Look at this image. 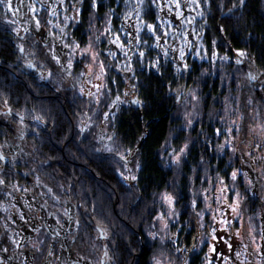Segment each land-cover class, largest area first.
Returning <instances> with one entry per match:
<instances>
[{"label":"flooded vegetation","instance_id":"1","mask_svg":"<svg viewBox=\"0 0 264 264\" xmlns=\"http://www.w3.org/2000/svg\"><path fill=\"white\" fill-rule=\"evenodd\" d=\"M226 1L214 3L213 10H215V7L224 10L230 20L242 17V14L244 15L243 10L246 9L249 2V0H243L244 6H242V9H238L236 5H232L234 1L229 0L232 4H227L229 2ZM9 3L12 7L11 11L6 7ZM74 3L75 1L72 0H3V3H0V181H3V183H0V264H115L113 260L115 248L112 237L97 224L93 225L88 219L90 213L82 204V195L78 196L76 192L74 194V191H69V189L63 187L60 192L57 190L60 194L57 193L55 196L49 186L44 183V181L46 182L44 176L38 173L39 169L49 171V175L53 177V183L56 182L59 175L58 178L63 180L64 184L68 182L72 188L71 178L65 176L61 178L59 169H62V166L69 168V174L66 176L70 175L71 166L74 168L72 169L75 174L76 170L81 171L82 163L70 161L71 165L69 167L65 148L74 147L76 151L80 152V143L83 141L82 133L87 125L89 127L87 130H91L96 141L103 138L111 144L116 141L121 143L116 136V132L109 133V129L105 125V120L110 115L108 112L100 114L98 121L93 118L96 114L95 108L91 118L84 113L81 107L84 97L82 98L79 95L81 86L78 88L76 86L77 82L74 85L73 94L70 92L69 98L63 97L57 92H55L57 94H51L53 90L52 73H59L60 91H66L67 89L71 91L72 84L69 82L71 85L66 88L62 76L78 75L84 69L82 61L85 58H74L72 60L69 46L73 42L76 43L78 49L86 46L91 21L89 20L90 24L87 25L86 30L84 26L82 31H78L82 26V21L85 20H82L79 15L80 3L78 6H75ZM70 11L77 12L74 19L70 18ZM108 14H105L104 20L93 17L96 20V29L99 32L105 29V33L101 36L104 38L99 45L105 64L104 87L96 103L97 105H100L103 101V103H106L105 108L109 110L111 106V111H113L116 105L117 108L128 106L125 104L126 101H131L135 105V108L132 109L142 108L143 102H141L138 93L141 87H145L144 80H149L154 73H157L159 77L165 73L170 82L174 79V86L171 87V93H174L172 107L178 103L176 101H178L181 87H185L186 91L189 92L193 91L194 87H198L197 94L204 95V107L206 108L207 104L209 106L210 101L218 94L221 74H214L211 68L204 64L209 58L207 53L210 47L202 50L201 44L205 39L200 37L199 34L193 35L192 31L188 34L184 31L187 35L182 37L186 45H190L189 41L192 39L194 48L191 50L189 64L186 68L181 69L184 73L181 76L184 82L181 87L177 84V79H179V28H182L180 27L182 24H187L192 28V23L195 20H116L117 16L114 9ZM213 15H215V12ZM193 18H198L199 21L202 19L197 15ZM102 21L105 25L100 26ZM239 21L244 23L245 20ZM119 22L124 24L123 34L127 48L124 51V57L121 58L116 56L114 42V31ZM209 22L210 20H203V26H210ZM148 24L153 25L152 32L148 30ZM224 24L227 25L225 28L228 29L234 25L229 22H224ZM117 30L120 31L118 28ZM240 34L235 35L239 41L242 40L239 38ZM225 36L227 37V34ZM226 43L228 48L224 49L225 58L221 61L227 60L230 69L237 68L242 73L245 72L243 74L245 78H243V75L240 77V75L234 77L233 80H229L228 90L231 97L233 94H237L240 88L243 89L249 86L250 83L253 87V84L257 87L255 88L257 94L260 86L258 83L259 71L254 52L250 49L252 46L245 42L244 44L239 43L237 47H232L229 45L228 39ZM150 48L155 50L158 60L153 68L149 67ZM135 56L141 57L144 62V67L136 70L138 74L130 66ZM161 57L171 58L170 72L166 67L158 64L163 60ZM161 69L162 72H160ZM150 71L153 73H150ZM108 73L112 75V79L109 78ZM185 74L186 78L184 77ZM108 78L109 82L107 81ZM80 80L81 76L79 77ZM130 83L133 86L132 88H130ZM235 85L239 86L238 90L236 89L232 93ZM34 87H37V93L33 92L32 88ZM56 87L58 86L56 85ZM18 89L25 91L32 101H46L47 108L45 109L47 111H45V114L48 118L41 119L39 113L31 111L33 115H30L33 119L29 121L25 117L21 119L18 113H11L8 107H11L9 103L12 102L13 95L10 96L9 91L17 93ZM116 93L117 95H115ZM75 95L78 96L77 100ZM102 97L103 100L101 101ZM68 105H71V114L68 112ZM209 116L204 112L199 115L194 113L191 117V127L188 129L189 137L192 139L191 149H194L193 147L198 140H201L202 143H212L209 146H204L205 149H209L219 140L220 134L216 135L214 141L215 124L212 122V117ZM67 118L71 120L68 134L75 133L73 141L75 145L70 146L65 140L64 146H59L55 141L56 133L59 132L56 121L58 119V121L66 123ZM171 119L175 124L174 127L179 131L178 116L173 117L172 114ZM77 131L79 132L78 136L76 135ZM45 132H48V135L45 136L46 143L40 144L39 150L48 149L50 152L61 150V148L63 150L59 155L61 160L57 162L50 160L49 163L51 164H47L56 169L57 176L53 174V169L49 170L48 167L45 168L35 161L36 149L38 148L35 143L37 141L39 143V138ZM202 132H205L206 135H202ZM211 132H213L212 135ZM176 136L177 134H175ZM70 139L71 137L69 141ZM8 140L11 143L21 142L28 156L20 157L15 153L11 154L9 144L6 143ZM28 140L31 143H28ZM169 147L171 148V146ZM123 148L122 151L117 148L116 156H120L123 164L130 165L135 162L138 151ZM174 149L177 151L176 147ZM99 150L104 149L99 148ZM166 152L167 150L164 151V154ZM250 155L251 160L239 162L238 167L236 163L225 164L224 156H220L222 162L215 157V162L212 165L222 177L218 179L213 176L208 178V181L217 180L219 182V188L213 191V194L217 195V199L213 198L212 203L209 205L210 215L213 217L217 218L225 215L227 201H234L233 190L228 191L227 185L232 180L235 167L240 169L235 178L236 180H234L235 184L238 185L235 188L237 190L242 189L243 195L247 199H252L251 212L258 210L256 202L258 201L259 192L257 193V191L259 189L256 187L254 191L251 187L245 188L242 175L247 176V181L256 185L259 178L258 168L263 161L260 160L258 153L254 154L252 152ZM159 156L161 161H166L164 156L161 154ZM247 168L251 170V177L247 174ZM253 176H255V179H253ZM91 180H94V178ZM124 180L127 179L124 178ZM134 180L135 176L132 181ZM37 185L42 186V191L44 188L47 191L49 189V197L46 196L45 192L43 195L35 192V186ZM263 189H260V193ZM209 194V191L205 192L206 196H209ZM230 196L231 199L228 198ZM19 210L27 211L23 221V216L19 214ZM182 225L180 229L174 230V233H177L174 237V242H177L174 249L182 254H187L183 264H238L232 258L235 252L229 253L225 247L229 236L227 227L218 228L219 232L223 234L216 235V239L221 240L223 237V240L216 249L215 247L211 248L208 242L199 246L197 241L191 239L192 233L187 228V222H183ZM232 232L235 234L234 230ZM179 233L181 234L178 235ZM13 238L18 241H13ZM262 250L264 251V243H262ZM261 259L263 260V257Z\"/></svg>","mask_w":264,"mask_h":264},{"label":"trees","instance_id":"2","mask_svg":"<svg viewBox=\"0 0 264 264\" xmlns=\"http://www.w3.org/2000/svg\"><path fill=\"white\" fill-rule=\"evenodd\" d=\"M72 1H75V6H78L80 3L79 15L82 20H85L82 21V26L78 31H82V27L84 26V29L86 30L87 25L90 24L89 20H92L93 17L104 20L103 18L105 17V14L110 13L113 9L117 16L116 20H195L194 23H192V28L187 24H182L180 25L182 28H179L178 86H181L184 82V79L181 78V76L184 75L181 69L186 68L189 64L188 60L190 59L191 50L194 48V42L192 39L189 41L190 45H186L182 39V37L187 35L190 31H192L193 35L199 34L200 37L205 39L204 41L206 42V45L203 46L204 43H202L201 47L208 48L213 42L219 41L223 43L226 42L227 39L230 46L237 47L239 45V39L235 36L238 32L237 28L234 29V25L229 29L225 28V34H227V37H222L220 30H223V28L218 27L216 23L217 21L215 20L216 16L213 15L214 3H221L223 0ZM232 1H234V4L229 0L226 2H229L227 4L236 5L238 9H242V6H244V2H242L243 0ZM111 3L112 5L110 6ZM177 12L180 13L179 16L177 15ZM243 12L244 15L242 14V16L245 21L242 23L243 29H240L239 31L241 33L239 38L249 44V46H252L250 49L254 52L253 54L255 55L257 68L262 77V81L259 83L260 86L258 88L257 98L264 100V6L262 0H249L246 9H244ZM76 13L77 12L70 11V18L74 19ZM195 15L202 19L199 21L198 18H193ZM203 20H210V26H203ZM101 25H105L104 21L100 22V26ZM117 28L120 29V31H118ZM123 28L124 24L119 22L114 31L115 41L119 38V44L122 45V47H120L115 42V53L116 56L120 58L124 57V51L127 50ZM184 31H186L187 34H185ZM150 51L151 58L149 60V67L153 68L156 66L158 60L155 55V50L150 48ZM181 52H183V56H181ZM138 56H135L134 61L130 63L132 69L135 63L136 70L144 67L143 59ZM158 64L162 67H166L170 72L172 65L171 58H164L162 62ZM160 72H162V69ZM150 73L153 72L150 71ZM109 78L112 79L111 74H109ZM109 78L107 79L108 82ZM169 82L170 79H167L165 73H163L161 77H159L157 73H154L149 80H144L145 87H141V90L138 93L139 98L142 100L141 102H143V107L132 109L127 106H121L117 108L118 106L116 105L112 111V118L111 106L109 110L106 109V103H103L102 101L100 105L96 104L97 106L95 107L93 104H86V101L83 99L81 107L89 118L93 116L92 113L94 108L96 114L93 118L96 121L100 119V114L103 112H108L110 114L108 118H106L105 123H107L109 127V133L116 132V136L120 139L121 143H119V146L118 141H116L117 148H120V151L124 149L123 147H126L131 151H138V156H136L135 161L136 167L134 169V181L125 184L121 172L117 169L118 165L123 164V161L116 157L118 152L117 148L112 147V144L108 143L103 138L102 140L96 141L91 130H87V128L84 129L82 133L83 141L80 143V152L76 151L74 147L65 148V155L69 160L67 161L69 162V167L71 165L70 161L76 159L84 161V163L81 164V172L83 174L82 204L87 209V212L90 213L88 217L95 219L97 225L102 230L107 231L112 237L115 248L113 252V260L115 261V264H150V258L154 248L149 244L150 242L145 235L144 227L146 224L148 226V223L153 220L159 210V205L161 206L158 199L159 195L162 192H167L175 199L179 198L178 201L186 199L185 195L190 191L188 178L190 177L191 168L189 164L191 166L193 165L192 168H194V166L202 165L203 170L205 171L207 167H212L213 162H215L214 156L217 151L204 148L196 151L190 148L188 152L187 149V154L184 155L180 163L181 168L178 177L173 178V173L170 167L166 165L167 162L164 160L161 161L159 158L160 147H163L167 141H170V146L172 145L177 149L181 146L188 148L187 146L189 144V134L187 133L186 128L183 127L182 130L177 131L174 127L175 124L171 119L174 112L172 109L174 93H171V87L174 86V79L172 82ZM9 94L10 96L11 94L13 95V100L9 103L11 108L15 112L23 113L27 120L32 121L33 119L31 111L39 113L41 119L47 117V114H45L47 109H45L42 102L39 100L31 101L32 99L25 91L18 89L17 93L9 91ZM115 95H117V93ZM23 100H28V102L24 103ZM70 109L71 105H68V112L71 114ZM117 109H119V111H116ZM70 121V118H67L66 123L63 121L60 122L57 119L56 126L59 128V132L56 133L55 136V141L57 143L63 144L65 140H67V144H70V146L75 145V143H73L75 133L68 134V130L71 127ZM175 134H177L176 137ZM212 134L213 132H211V135ZM47 135L48 132H45V134L39 138V144L42 145L46 143L45 136ZM76 135H79L78 131L76 132ZM202 135H206L205 132H202ZM70 137L71 139L69 141ZM6 143L9 144L11 154L15 153L20 157L28 156V153L24 150L21 142L16 141L11 143L8 140ZM108 145H110L111 150L106 147ZM99 148L104 150H99ZM62 151V148L61 150H54L52 152L48 149H40L38 150L40 154L38 152L39 155L36 153L39 158L35 157V161L43 165L45 168L48 167L49 170H52L53 167H50L47 164L50 165L51 163H49V161L57 155H61ZM216 158L218 159V157ZM112 159L115 161H111ZM72 168L73 167L71 166V170L74 172V168ZM53 170V174H56V169ZM199 170L203 172L200 167L198 168V171ZM69 171V168L65 166H62V169H59L61 176L65 177H69L66 176L69 174ZM93 178L94 180H91ZM70 182L73 187V179H71ZM200 187H202L201 184ZM105 189L110 191V194L113 195V199L105 195ZM96 190L98 195H100L98 205L96 204V201H93V199L97 197ZM35 192L41 195L45 192L48 197L50 195V190L48 189L47 191L44 188L42 191V186L40 185L35 186ZM109 202L111 203L110 212L107 208ZM142 202L146 203V210L139 211L138 209L139 206L142 205ZM126 204H128L129 207H127ZM181 205L185 204L183 203ZM111 212L119 225L116 226L110 222ZM25 213H27V211L23 212L19 210V214L23 216L22 221ZM13 241L16 242L18 240L13 238Z\"/></svg>","mask_w":264,"mask_h":264},{"label":"rangeland","instance_id":"3","mask_svg":"<svg viewBox=\"0 0 264 264\" xmlns=\"http://www.w3.org/2000/svg\"><path fill=\"white\" fill-rule=\"evenodd\" d=\"M262 4L264 6V0H262ZM214 12L218 27L223 28V30H220V32L222 33V37H225V26H227L224 24V22L233 23L234 29L237 28L238 30V32L236 31L237 33H240V29H243V22L239 21L243 20V16L238 19L230 20V18H228L224 13V10L215 7L213 13ZM220 20L227 21L223 22ZM90 21L91 24L88 29L89 32L87 33L88 40L86 46L78 49L76 43L73 41V43H70L69 46L72 60L74 58H85L84 61H82L84 69H82V72H80L78 75L73 74V76L68 75V77L62 76L66 88H69V86L72 84L73 87L71 88V91L70 89H67L66 91H60V82L58 81L59 73H52L51 80L53 82V90L51 94L54 95L59 93L63 97L69 98L70 92L71 94H73L75 88L74 85L77 82L78 84L76 86L78 88L79 86H81V88H79V95L82 98L84 97L83 99L86 101V104L95 105L98 102V99L104 87L103 74L105 70V64L103 57L101 56V50H99V45L104 38L101 36L105 33V29L99 32L95 26V18H92V20ZM203 43V46L206 45L205 41ZM238 43L244 44L245 41L240 40ZM227 48L228 44L226 42L222 43L216 41L212 43L207 53V57L209 58L204 64L211 68V71L214 74H221L219 78L220 83L218 84V94L213 97V99L209 103V106L207 104V107H204V95L197 94L199 90L198 87H194L195 89L189 92L186 91L185 87L182 88L180 86L181 92L178 94V101H176L178 103L172 108L174 110L173 117L178 116L179 118L178 130L180 131L184 127L189 134L188 129L189 127H191L190 119L194 115V113L199 115L205 112L210 115L212 117V122H214L215 124L214 141L216 139V135L220 134V138L209 149L217 151L214 157H218L220 161H223L220 156H224L225 164L236 163L238 167L239 162L251 160L252 157L250 154L252 152L254 154L258 153L260 155V160L263 162L261 165H259L258 168L259 178L257 179V184H251L249 181H247V176L245 177L244 174L242 175L244 177L243 180L245 181V188L251 187L254 191L256 190V187L257 189H259L257 191V193L259 192V195L257 196L258 201L256 202V207L258 210H254L253 212H251L250 208L252 207V199H247L246 196L243 195L242 189L237 190V188H235V186L238 187V185L235 184L234 180H236L235 178L237 177V173H239L240 170L235 167V178H233L232 176V180L227 185L229 188L228 191L233 190L232 192L234 194V201H227L225 215L217 218L213 217L212 215H210L211 212L209 211V205L212 203L213 198L217 199V195H214L213 191H216L219 188V182L217 180L208 181V178L213 176L214 178L218 179L222 176L217 173L216 168H214L213 166L207 167L204 171L202 165L194 166V168H192L193 165L191 166L189 164L191 168L189 175L190 177L188 178L190 191L187 195H185V198L187 200L181 199L180 201H178L179 198L175 199L169 193L162 192L158 198L161 204V206L159 205V210L157 211L153 220L148 223V226L146 224L144 227L145 235L150 242L149 244H151V247L154 248L150 258V264H183L185 262L187 254H182L180 251H177V249H174V246L177 244V242H174V237H176L177 234L174 233V230H177L178 228L180 229V227L183 226V222H187V228L189 231L191 230L192 233L191 239L197 241L199 246L208 242L209 245H211V248L215 247L216 249L220 246V242L223 240V237L221 240L216 239V235L218 236L223 234L219 232L218 228L227 227L229 236L228 243L225 245V247L229 253L235 252V255L233 254L232 258H234L238 262V264H264V251L262 250V243H264V189L260 193V189L264 188V181H262L264 180V100L257 98L258 92L257 94L255 93V91H257L255 88L257 87H255V84H253V87L251 83V86L249 85L243 89L240 88V91L237 92V94H233L231 97L228 90L229 80H233L234 77L240 75V77H242L245 72L242 73L237 68L230 69L231 67L227 60L223 62L221 61L225 58L224 49ZM204 49L205 47L202 48V50ZM249 61H251V59H249ZM101 66H103V68H101ZM222 74H224L225 76H223ZM80 76L81 80L79 81ZM184 77L186 78V76ZM243 78H245V75H243ZM261 78L262 77L259 73L258 83L262 81ZM69 82L71 84H69ZM56 85L58 87H56ZM130 85V88H132L133 86L131 83ZM135 85L137 87V83ZM238 87V85H235L232 93H234L236 89L238 90ZM36 88L37 87L32 88L33 92L35 93H37ZM75 96L77 100L78 96ZM102 100L103 97L101 98V101ZM23 102L26 103L28 102V100H23ZM42 104L45 108L47 107L46 101H42ZM125 104H127L130 108H135V105L131 101H126ZM116 111H119V109H117ZM58 115L60 114L58 113ZM84 123L85 121L83 122V124ZM105 125L109 129L107 123H105ZM86 128H88V125ZM191 140L192 139H190L189 137V144L187 146L188 148H186L185 146H181L179 149H177V151H175L172 145L171 148L169 147L170 141H167L160 150V154L166 159V165L170 167L173 173V178L178 177L181 168V160L184 155L187 154V149L189 152ZM28 143H31V141L28 140ZM35 144L38 146V148L36 149L38 152L40 144L38 143V141ZM56 144H58L59 146H64V144H59L57 142ZM211 144L212 143H202L201 140H198L193 148L194 150L198 151L204 148V146H209ZM118 146L116 142L112 143V147L117 148ZM106 147L110 148V145ZM165 150H167L166 154H164ZM38 153L40 154V152ZM38 155L35 154L37 158H39ZM116 157L118 159L120 158L119 155ZM59 160H61V158L59 155H57L55 158H52L51 161L57 162ZM111 161L115 160L112 159ZM73 162L84 163V161L80 159H76ZM134 167H136L135 162L130 165H118L117 169L119 170V172H121V176L126 178L128 182H132L135 176ZM199 167L201 168V170H203V172H201L200 170L198 171ZM241 170L243 171V169ZM246 171L248 176L251 177V170L247 168ZM38 173L44 176V179L46 180V182L44 181V183H46L49 186V189L52 190V194H60V190H63V187H65L67 190L69 189V191H74V194L76 192L78 196H80L81 194L83 197V174L81 171L76 170L75 174L71 170L69 177L74 181V185L72 188L69 186L68 182L64 184L63 180H60L58 178V174H56V176L58 175V177L56 178V182L53 183V177L49 175V171L39 169ZM61 178H64V176H61ZM253 179H255V176H253ZM127 180L124 181L125 184L128 183ZM130 184L133 185L132 183ZM200 184L202 185V187H200ZM59 186L61 188H58ZM105 191V195L113 199V195L110 194V191L107 189H105ZM207 191H209L210 193L209 196L205 195V192ZM96 194L97 197L94 198L93 201H96V204L98 205L100 195H98L97 190ZM228 198L231 199V196ZM56 200L58 199L56 198ZM182 202L187 206L181 205L183 204ZM111 203L109 202V206H107L109 212ZM128 204H126L127 207H129L130 205ZM99 205L101 206L100 203ZM138 210H146V203L142 202V205L139 206ZM106 213L108 212L106 211ZM110 216V222L113 225H119L116 219L113 217L112 212ZM88 219L91 221V223H93V225L97 224V221L95 219H91L90 217ZM232 230L235 231V234H233ZM103 231L108 233L105 230ZM180 234L181 233H179L178 235ZM261 257H263V260L261 259Z\"/></svg>","mask_w":264,"mask_h":264},{"label":"snow or ice","instance_id":"4","mask_svg":"<svg viewBox=\"0 0 264 264\" xmlns=\"http://www.w3.org/2000/svg\"><path fill=\"white\" fill-rule=\"evenodd\" d=\"M0 3H3V0H0ZM6 7H7V9H8L9 11L12 10V7H11V4H10V3L7 4ZM177 15L179 16L180 13L177 12ZM147 28H148V30H149L150 32L153 31V25H152V24H148V25H147ZM138 30H139V29H138ZM165 35H166V34H165ZM114 42H116V43L118 44V46L122 47V45L119 44V38H117V40L114 41ZM181 56H183V52H181ZM101 68H103V66H101ZM105 115H107V114H105ZM233 178H235V173H233ZM0 183H3V181H0ZM169 199H170V198H169Z\"/></svg>","mask_w":264,"mask_h":264},{"label":"bare ground","instance_id":"5","mask_svg":"<svg viewBox=\"0 0 264 264\" xmlns=\"http://www.w3.org/2000/svg\"><path fill=\"white\" fill-rule=\"evenodd\" d=\"M225 5H227V4H225ZM125 7H126V6H125ZM161 58L164 59L165 57H161ZM133 70L135 71L136 74H138V73L136 72V63L133 65ZM7 107H8V106H7ZM8 109L10 110L11 113H18V115L20 116L21 119L24 118V114H23V113L15 112L11 107H8ZM0 157H1V156H0Z\"/></svg>","mask_w":264,"mask_h":264}]
</instances>
